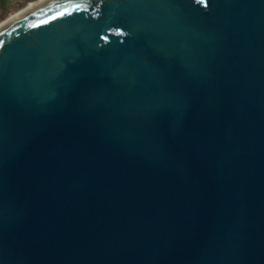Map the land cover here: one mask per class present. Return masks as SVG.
Masks as SVG:
<instances>
[{"label":"water","instance_id":"95a60500","mask_svg":"<svg viewBox=\"0 0 264 264\" xmlns=\"http://www.w3.org/2000/svg\"><path fill=\"white\" fill-rule=\"evenodd\" d=\"M0 264H264V0L0 28Z\"/></svg>","mask_w":264,"mask_h":264},{"label":"rangeland","instance_id":"374dc122","mask_svg":"<svg viewBox=\"0 0 264 264\" xmlns=\"http://www.w3.org/2000/svg\"><path fill=\"white\" fill-rule=\"evenodd\" d=\"M39 0H0V23Z\"/></svg>","mask_w":264,"mask_h":264},{"label":"bare ground","instance_id":"6f19581e","mask_svg":"<svg viewBox=\"0 0 264 264\" xmlns=\"http://www.w3.org/2000/svg\"><path fill=\"white\" fill-rule=\"evenodd\" d=\"M45 0H39L35 3H32L30 5H28L26 8H24L23 10L15 13V14H12L9 18H7L5 21H3L2 23H0V28L4 27L5 25H7L8 23H10L13 19H15L16 17H18L19 15H21L23 12L27 11L28 9L32 8L33 6L43 2Z\"/></svg>","mask_w":264,"mask_h":264}]
</instances>
